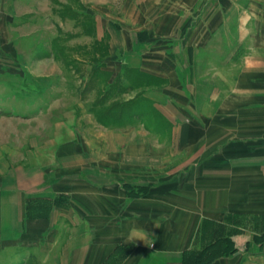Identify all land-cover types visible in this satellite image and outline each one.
Returning a JSON list of instances; mask_svg holds the SVG:
<instances>
[{
  "label": "crops",
  "instance_id": "0c3cea01",
  "mask_svg": "<svg viewBox=\"0 0 264 264\" xmlns=\"http://www.w3.org/2000/svg\"><path fill=\"white\" fill-rule=\"evenodd\" d=\"M121 7L97 30L117 29L105 62L152 76L159 118L84 129L52 110L26 165L0 143V250L40 264H264V0Z\"/></svg>",
  "mask_w": 264,
  "mask_h": 264
},
{
  "label": "rangeland",
  "instance_id": "374dc122",
  "mask_svg": "<svg viewBox=\"0 0 264 264\" xmlns=\"http://www.w3.org/2000/svg\"><path fill=\"white\" fill-rule=\"evenodd\" d=\"M123 2L0 0V143L19 163L34 156L41 130L54 129L42 117L52 110L84 129L136 117L148 126L157 122L152 76L127 71L131 83L108 67L115 27L97 38L103 20L123 19ZM93 10L106 17L99 23ZM37 257L25 248L0 250V264H35Z\"/></svg>",
  "mask_w": 264,
  "mask_h": 264
},
{
  "label": "trees",
  "instance_id": "16d2710c",
  "mask_svg": "<svg viewBox=\"0 0 264 264\" xmlns=\"http://www.w3.org/2000/svg\"><path fill=\"white\" fill-rule=\"evenodd\" d=\"M126 78L128 79L129 82L133 83L132 80H131V78H130V76H127V75H126ZM36 261H37V262H36L35 264H40V263L38 262V260H36Z\"/></svg>",
  "mask_w": 264,
  "mask_h": 264
}]
</instances>
